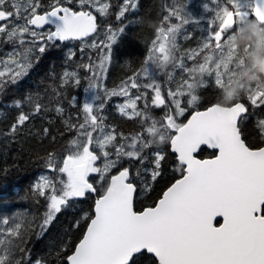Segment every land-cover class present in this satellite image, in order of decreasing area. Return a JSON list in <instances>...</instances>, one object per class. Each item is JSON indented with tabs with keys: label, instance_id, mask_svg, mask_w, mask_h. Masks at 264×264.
Returning <instances> with one entry per match:
<instances>
[{
	"label": "snow or ice",
	"instance_id": "6c2138e0",
	"mask_svg": "<svg viewBox=\"0 0 264 264\" xmlns=\"http://www.w3.org/2000/svg\"><path fill=\"white\" fill-rule=\"evenodd\" d=\"M211 3L214 10L203 5L214 12L210 31L196 48H182L178 42L181 34L185 40L190 39L183 31L190 23L185 16V0L162 5L141 67L111 90L100 82L106 78L117 33L123 34L126 26L115 30L109 26L102 47L95 41L90 45L100 48L102 56L99 65H80L90 74L85 92L96 91V100L101 99L100 90L105 98L126 97L119 112L128 119L135 118L140 131L126 136L117 135L114 128L107 130L93 104L84 102L83 122L67 124L70 131L76 130L69 150L62 157L49 153L44 160L55 175L41 176L31 190L37 203L41 198L46 202L43 219L38 223L24 216L14 217V222L2 220L7 227L0 229V264H30L27 243L31 236L46 232L72 201L97 193L88 180L90 174H98L104 190L95 198L93 214L75 221V227H82V231L73 251L65 256L66 264H140L148 253L155 257L152 264H264V145L253 148L242 138L244 130L238 125L247 111L244 97L251 105H264V76L242 88L228 104L221 103L225 90L236 83L238 72L246 65L245 58L254 50L252 45L235 47L237 37L251 26L264 38V0ZM7 4L8 0H0V22L12 17L25 22L12 27L0 23V36L6 42H18L22 50L19 59L10 57L7 61L12 66L7 73L0 71V87L26 75L32 66V54L44 53L48 43L83 40L98 32L96 15L86 10L72 11L62 6L61 0H53L44 14H38L36 0H28L23 17L18 3L13 2L11 8ZM79 4L81 9L95 8L102 16L110 7L100 0H79ZM136 7L137 0H123L116 20L122 21L129 8ZM45 25L53 30L37 31ZM205 75L213 77L217 89L214 99L206 102L203 110L191 113L186 123L178 122L177 117L184 116L187 107L196 106L197 88L205 86ZM161 76L174 85L168 87L166 95ZM70 84H81L79 73L65 70L59 86ZM185 96L188 100L182 106ZM139 101H143V107L138 106ZM153 107L163 108V115H152ZM97 108L102 110L103 103ZM42 110L37 102L32 114ZM55 111L63 113L62 107ZM29 119V113L21 112L11 132L17 133ZM43 132L47 135L48 129ZM157 143L170 146L179 175L157 202L136 211V187L122 160L143 162V150ZM201 146L215 150L212 158H196ZM98 160L102 162L99 166ZM164 160L165 149L152 153V181L161 175ZM114 168L116 174L109 175ZM217 217L222 218L219 226ZM35 264L42 262L37 260Z\"/></svg>",
	"mask_w": 264,
	"mask_h": 264
},
{
	"label": "trees",
	"instance_id": "16d2710c",
	"mask_svg": "<svg viewBox=\"0 0 264 264\" xmlns=\"http://www.w3.org/2000/svg\"><path fill=\"white\" fill-rule=\"evenodd\" d=\"M197 1L201 5L204 3V0ZM13 2L20 3L22 11L27 6L28 0H8L7 7L11 8ZM36 2L40 5L37 9L40 14L50 10L53 0H36ZM168 2L170 0H137L136 9L129 8L122 21H117L116 14L123 0H100V4L110 5L108 14L105 16L100 15L91 6L81 9L79 0H61L62 6L74 11H91L96 15L98 32L82 42L48 43L44 53L36 51L32 54V66L26 75L18 78L14 83L5 82L0 87V229L7 227L2 223L5 218L14 222V217L24 216L37 223L43 219L46 202L41 198L37 203L31 190L41 176L55 175L45 166L44 160L47 155L54 153L57 157H62L69 150V142L76 137V130L70 131L67 124L83 122L82 105L87 100L86 95L90 93V91L85 92L84 89L89 84L90 74L80 65L87 63L99 65L102 56L100 48H92L90 45L95 41L102 47V42L106 41L109 26L115 30L122 25H128L123 34L117 33V42L111 48V61L107 66L106 78L100 82L107 90L115 88L133 70L141 67L147 52V41L152 37L153 29L156 27L155 22L159 19L158 13L161 6ZM203 12L202 8L198 12L202 24H204ZM21 15L25 16L27 13L23 11ZM17 21L24 22L23 19L17 20L13 17L11 25L16 26ZM183 31L190 39L185 40L181 34L179 44L182 48H196L202 43L199 35L203 29L196 25V21H190L184 26ZM249 41L250 39L242 34L236 42L240 47L250 44L256 48V45ZM0 42V58L4 62L0 66V71L7 73L12 67L7 61L10 57L19 59V53L22 50L18 42H6L3 36ZM70 54L73 55L70 56ZM263 57L264 40H261L255 53L245 58L246 65L238 72L236 83L225 90L222 104H228L242 88L254 82L257 77L263 76L261 70ZM186 63L192 62L186 61ZM65 70L78 72L81 84L79 86L70 84L61 88L60 77ZM159 79L163 93L166 95L168 87H174V85H169L163 76ZM203 79L206 84L197 88L199 100L196 106L187 107L184 116L177 117L178 122L185 123L192 112L203 110L205 103L214 99L217 89L213 83V77L205 75ZM99 95L101 99L95 103L94 112L105 119L104 125L107 130L114 128L117 135L123 133L126 136L140 131L135 118L128 119L119 112V107L127 100L126 97L105 98L103 90L99 91ZM187 100L188 97L185 96L182 106H186ZM37 102L43 106V110L32 114ZM242 102L248 108L247 114L240 122V127L244 130L243 138H246V142L253 148L264 145V105H251L246 97L242 99ZM18 103L20 107H17ZM101 103H103V109L99 110L97 105ZM138 106L143 107V101H139ZM56 107H62L63 113L58 114L55 111ZM150 111L152 115L159 118L163 115L164 109L153 107ZM21 112L29 113L30 119L17 133L13 134L11 127ZM45 128L48 129L47 135L43 132ZM158 149H165V160L161 161V175L152 181L151 171L154 167L152 153ZM212 154L207 149H203L199 157L210 158ZM143 155L145 156L143 162L127 158L122 160V166L129 168L132 181L137 187L135 199L137 211L157 202L162 191L166 190V187L170 186L174 178L179 175L175 171V155L167 144H154L144 149ZM96 163L98 166L102 164L101 160ZM116 172L114 168L109 175ZM97 176L98 174H92L90 177V182L97 188V193H90L86 198L72 201L57 214L46 232L39 237L34 234L31 236L27 243V248L30 250V264H35L37 260L42 264H66L65 256L73 251V245L78 242L82 231V227H75V221L85 214H93L95 198L104 190L102 181L98 180ZM153 260H155L153 256L146 254L140 264H152ZM156 264H158L157 261Z\"/></svg>",
	"mask_w": 264,
	"mask_h": 264
},
{
	"label": "flooded vegetation",
	"instance_id": "af4514ba",
	"mask_svg": "<svg viewBox=\"0 0 264 264\" xmlns=\"http://www.w3.org/2000/svg\"><path fill=\"white\" fill-rule=\"evenodd\" d=\"M185 4H186V9H185V16L187 19H189V21H196V25L200 28L203 29V32L201 33V35H199V40L202 39L201 41L203 42L204 37L208 34V32L210 31V24L213 20V16H214V12L210 11L208 9H205L203 7L204 4H208L210 9H215V5H213L211 3V0H204L203 5H201V3L197 0H185ZM203 9V18H204V24H202L201 20H200V14L198 13L200 11V9ZM23 10L21 11L22 14ZM23 17V15H21ZM11 18H9L8 21L5 22H0L2 24H6L9 26V24L11 23ZM21 20V19H20ZM25 22V21H24ZM24 22L22 23L21 21H17L16 26L22 25L24 24ZM50 29H45L43 31H39L37 29V31L39 32H44V31H48ZM243 36L246 35V38L250 39L249 43H254L256 45V48H254L253 46V52L251 54L255 53V50L258 48V45L260 43L261 40H264V38H261L260 35L251 27L249 26L247 29H245V31L242 33ZM240 34L237 39L242 35ZM180 38L178 39V42L180 41ZM237 41V40H236ZM234 42V46L240 47L239 44L237 42ZM250 45V44H248ZM1 48V47H0ZM242 48V47H240ZM1 60V58H0ZM120 97H124V96H120ZM90 182V181H89ZM131 182H133L131 180ZM219 223H222L221 220L217 221L216 226H219Z\"/></svg>",
	"mask_w": 264,
	"mask_h": 264
},
{
	"label": "water",
	"instance_id": "95a60500",
	"mask_svg": "<svg viewBox=\"0 0 264 264\" xmlns=\"http://www.w3.org/2000/svg\"><path fill=\"white\" fill-rule=\"evenodd\" d=\"M73 11V10H72ZM47 28H52V26H49V25H45V27L43 28V29H38V30H45V29H47ZM94 35V34H93ZM92 35V36H93ZM89 37H91V36H89ZM89 37H87V38H89ZM87 38H84L83 40H85V39H87ZM83 40H69V41H58V42H60V43H67V42H71V41H83ZM262 74H263V76H264V58H263V60H262ZM247 108V107H246ZM247 112H248V109H247V111L244 113V114H242V118L247 114ZM191 118V115H190V117L188 118V119H190ZM242 118L241 119H239L238 120V125L240 126V122H241V120H242ZM187 122V121H186ZM185 122V123H186ZM243 138V137H242ZM203 149H207V150H209V151H211V152H214L215 150H213V149H208L206 146H201V150L200 151H198L197 153H195V156H196V158H198V159H201L200 157H199V154H200V152L203 150ZM174 154V153H173ZM175 155V154H174ZM207 159V158H206ZM129 179H131V175H130V177H129ZM134 186H135V184H134ZM136 187V186H135ZM136 193H137V187H136V192L134 193V197H133V205H134V210H136V208H135V197H136ZM137 211V210H136ZM219 220H221L222 221V218H220V217H217V221H219ZM148 255H151V256H153V254H150V253H148ZM154 257V256H153ZM155 258V257H154ZM158 262V261H157Z\"/></svg>",
	"mask_w": 264,
	"mask_h": 264
},
{
	"label": "rangeland",
	"instance_id": "374dc122",
	"mask_svg": "<svg viewBox=\"0 0 264 264\" xmlns=\"http://www.w3.org/2000/svg\"><path fill=\"white\" fill-rule=\"evenodd\" d=\"M97 95V92L96 91H90V93H88L86 96H87V100L85 102H88V103H91L93 104V106L95 105V103H97V100L95 99V96ZM92 174L89 175V177L91 176ZM89 177H88V180H89Z\"/></svg>",
	"mask_w": 264,
	"mask_h": 264
},
{
	"label": "bare ground",
	"instance_id": "6f19581e",
	"mask_svg": "<svg viewBox=\"0 0 264 264\" xmlns=\"http://www.w3.org/2000/svg\"><path fill=\"white\" fill-rule=\"evenodd\" d=\"M128 19V18H127ZM128 21V20H127ZM127 23V22H126ZM131 25V24H130ZM126 26H128V25H126ZM3 47V46H2ZM185 48V47H184ZM1 49V48H0ZM10 51V50H9ZM105 120V119H104ZM108 120V119H107Z\"/></svg>",
	"mask_w": 264,
	"mask_h": 264
}]
</instances>
